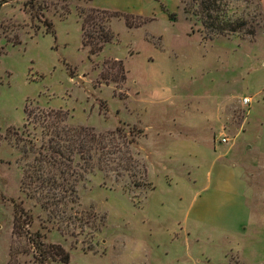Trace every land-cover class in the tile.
I'll return each instance as SVG.
<instances>
[{
  "label": "rangeland",
  "instance_id": "1",
  "mask_svg": "<svg viewBox=\"0 0 264 264\" xmlns=\"http://www.w3.org/2000/svg\"><path fill=\"white\" fill-rule=\"evenodd\" d=\"M90 10L132 27L112 19V39L92 54L81 30ZM191 11L190 0H0V264L11 248L12 264H63L40 260L36 232L68 264H264V0H229L225 19L245 28L211 40ZM51 111L95 135L122 130L123 170L84 176L68 212L86 225L64 233L20 192L39 112ZM223 161L244 173L241 234L242 199L222 208L225 186L206 179ZM20 201L32 221L17 236Z\"/></svg>",
  "mask_w": 264,
  "mask_h": 264
},
{
  "label": "trees",
  "instance_id": "2",
  "mask_svg": "<svg viewBox=\"0 0 264 264\" xmlns=\"http://www.w3.org/2000/svg\"><path fill=\"white\" fill-rule=\"evenodd\" d=\"M92 1V0H89ZM229 0H190L192 16L197 17L202 27L203 37L211 40L215 36L239 33L245 28V23H233L225 19V9ZM97 17L81 25L83 46L89 47L92 54L98 53L104 44L112 39L107 24L114 18L124 17L127 27H132L131 16H122L105 10H90ZM37 18L44 24L46 32L53 34L51 24L41 15ZM172 19V18H171ZM120 79L123 78V69L118 64ZM37 124L41 127L39 146L37 138L33 137L29 144V151L33 154L31 164L23 169L20 182V192L27 200H33L45 213L46 221L64 233L76 222L86 225L77 219L69 205L77 200L76 187L85 175L93 176L94 171L110 172L123 170L122 150L113 145L115 139L122 134L117 129L113 134L95 135L84 127H71L66 123L67 115L62 111L39 112ZM31 113L27 116L31 117ZM135 147L136 142H128ZM123 146V143H122ZM25 154V151H23ZM120 176L119 173H117ZM106 177V176H105ZM23 201L14 204L13 234L20 235L25 226L30 225L32 216L23 207ZM55 224V225H54ZM65 227V228H63ZM42 229V228H41ZM43 236L36 232L31 240V247L39 252L40 260H54L68 264L69 254L59 245L45 244ZM15 254L11 248L9 262L12 264Z\"/></svg>",
  "mask_w": 264,
  "mask_h": 264
},
{
  "label": "crops",
  "instance_id": "3",
  "mask_svg": "<svg viewBox=\"0 0 264 264\" xmlns=\"http://www.w3.org/2000/svg\"><path fill=\"white\" fill-rule=\"evenodd\" d=\"M262 135L263 133L261 132V136H259L260 142L258 144V147L255 149L257 153L264 155V139L262 138ZM243 175H244L243 169L239 165H237L236 163L228 164L225 163L224 161L219 164L213 162V164L210 166V171L206 173V179L209 183H212V181L214 180V184L220 182L225 186V188L221 191L226 196L225 197L226 202L222 205V208L223 207L228 208L229 206H231L230 208L231 210L233 207L234 200L242 199L240 201H242L241 206L243 209V214L246 217V221L239 229H237L238 233L240 232V234H241V230L245 229L246 226H248L249 219H251V213L249 211V208L245 200L246 187L244 184ZM196 176H197L195 177L196 180L193 182V184H195L196 182L202 183L201 177L199 175ZM223 176H226L227 180H222L224 178ZM179 229L183 231L182 228Z\"/></svg>",
  "mask_w": 264,
  "mask_h": 264
},
{
  "label": "built area",
  "instance_id": "4",
  "mask_svg": "<svg viewBox=\"0 0 264 264\" xmlns=\"http://www.w3.org/2000/svg\"><path fill=\"white\" fill-rule=\"evenodd\" d=\"M250 102H251L250 98H243L242 99V104L244 106H249ZM226 142H227V138L225 136L220 135L219 143L225 144Z\"/></svg>",
  "mask_w": 264,
  "mask_h": 264
}]
</instances>
